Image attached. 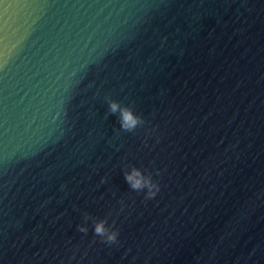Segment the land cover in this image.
I'll return each instance as SVG.
<instances>
[{"label": "water", "instance_id": "obj_1", "mask_svg": "<svg viewBox=\"0 0 264 264\" xmlns=\"http://www.w3.org/2000/svg\"><path fill=\"white\" fill-rule=\"evenodd\" d=\"M0 264H264V0H0Z\"/></svg>", "mask_w": 264, "mask_h": 264}]
</instances>
